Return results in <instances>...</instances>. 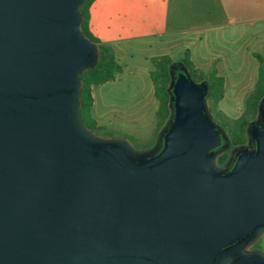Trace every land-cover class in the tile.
I'll use <instances>...</instances> for the list:
<instances>
[{"label":"water","instance_id":"95a60500","mask_svg":"<svg viewBox=\"0 0 264 264\" xmlns=\"http://www.w3.org/2000/svg\"><path fill=\"white\" fill-rule=\"evenodd\" d=\"M84 0H0V264H264V101L232 168L186 68L160 150L80 117Z\"/></svg>","mask_w":264,"mask_h":264},{"label":"crops","instance_id":"0c3cea01","mask_svg":"<svg viewBox=\"0 0 264 264\" xmlns=\"http://www.w3.org/2000/svg\"><path fill=\"white\" fill-rule=\"evenodd\" d=\"M87 26L99 42L111 45L116 55L133 49L141 54L153 47L156 39L180 37L195 70L223 77L224 90L231 78L229 71L234 69L231 59L236 56L245 80L253 76L254 63L255 76L258 74L254 54L264 55V0H92ZM225 30L231 38L222 42ZM136 66L140 71L136 108L141 109L145 107L140 106L143 85L151 83L152 95L156 92L150 75L144 77ZM241 80L229 83L237 87Z\"/></svg>","mask_w":264,"mask_h":264},{"label":"rangeland","instance_id":"374dc122","mask_svg":"<svg viewBox=\"0 0 264 264\" xmlns=\"http://www.w3.org/2000/svg\"><path fill=\"white\" fill-rule=\"evenodd\" d=\"M91 1L85 0L80 9L87 10L88 13ZM230 38L228 31L225 30L224 37L221 38L222 42L226 41L225 39L230 41ZM182 41L180 37H163L156 39L154 46L147 48L141 54H136V49L115 54L117 67L113 69V78L116 77L113 81L97 83L85 75V79L89 81V93L92 99L85 117L94 133L123 137L138 150L146 145L152 148L157 146L160 131L171 115L169 104L171 94L167 92L171 79L165 75L167 70L165 66L171 62L182 63L184 59H188V52ZM230 63L231 68L234 66V69L229 71L231 78H227L228 86L226 90H222L221 99L218 102L210 98L206 100L209 113L225 133L226 140L229 142L227 148L217 152V156L223 153L229 154L233 147H248L251 143L248 126L243 125V122L253 123L260 117L259 107L253 105L252 102H246L248 94L254 90L257 79L255 76L256 63H254L253 76L245 80L241 76L244 68H238L239 61L236 56L231 59ZM136 65H139L144 77L150 75V79L155 80L156 83L159 82L166 90V93L162 90L161 96H157L156 93L153 96L151 83L148 87L143 85L144 92L140 106L145 107L141 109L136 108V85L140 84V71ZM192 68L195 70L194 66L190 69ZM187 69L190 73V69ZM192 75L194 78L191 77L198 83L207 79L204 73H198L197 70ZM241 79L244 81L241 84L238 83L237 87H232L229 83L230 80L237 82L242 81ZM246 81L245 87H242ZM235 89L239 90L235 91ZM138 117L141 118L137 119ZM245 250L264 252V232L255 242L246 246Z\"/></svg>","mask_w":264,"mask_h":264},{"label":"trees","instance_id":"16d2710c","mask_svg":"<svg viewBox=\"0 0 264 264\" xmlns=\"http://www.w3.org/2000/svg\"><path fill=\"white\" fill-rule=\"evenodd\" d=\"M80 11L82 14L81 29H82L83 33L91 41L96 43L97 49H98V59H97V62L95 63V65L90 67V68H87L86 70H84L80 74V78H81L80 117H81V120L83 121L84 125L88 129L93 130L92 127L87 123L86 117H85V115L87 113L88 106L90 105V102H91L90 100H92L90 93H89V81L87 80V78L85 79V77L88 76V78L91 77V79L97 83H103V82L113 78V69L115 68V66L117 64H116L115 52H114L113 47L109 44L99 42V40H97V38H95L89 32V30L86 26L87 20H88L87 10L83 11L80 9ZM254 55L259 62V69H258L257 79H256L255 84H254V90L250 94H248V96L246 98V102H248V101L252 102L253 105H255L256 107H260L262 105L263 99H264V55L259 54V53H256ZM191 67H193V64L188 59H184L182 63L181 62H171V63H168L167 66H165V68H167L165 75H167L172 80V79H174L173 75L175 74V72L183 71L184 68L190 69ZM193 73H195V70H193V68H192V69H190V73H189V74H191L190 76L193 77V75H192ZM205 76L207 77V79L203 80V83L207 84V93L205 96V100L210 98L214 102H218L222 97L224 80L221 76H217L214 73H210V74L205 75ZM153 82L155 85V92H156L157 96H161L162 90L165 91V93H166V90H164V86L159 84V82L156 83L155 80H153ZM167 92H169L171 94V90H169L168 88H167ZM169 104H170V109H171L170 117H172L174 114L173 104H172V102H169ZM261 121H262V118L260 116L257 121H254L253 123L249 122L248 124H245L246 122H243V125L248 126V128H249V127H251V126H253V125H255ZM96 134H98V133H96ZM98 135L103 136V137H114V136H111L109 134L108 135L98 134ZM163 135H164V130H161L160 134L158 136V144L156 147L152 148V147H150V145H146V146L142 147L141 150L152 149L150 152H148L146 154V156H144V158H148V157L156 154L160 150V148L162 147V143H163ZM250 140H251V142L253 141L251 138H250ZM228 145H229V142L226 139H223L221 145L218 146L217 148H215L213 151L222 150L223 148L227 147ZM233 148H232V153L235 151V149H233ZM232 153H231V155H232ZM217 164L220 166H224L225 171H227L234 164V159L230 161L229 160V154L223 153L217 157Z\"/></svg>","mask_w":264,"mask_h":264},{"label":"flooded vegetation","instance_id":"af4514ba","mask_svg":"<svg viewBox=\"0 0 264 264\" xmlns=\"http://www.w3.org/2000/svg\"><path fill=\"white\" fill-rule=\"evenodd\" d=\"M180 71H177V72H175V74L173 75L174 76V79L176 78V76H177V74L179 73ZM263 101H264V99H263ZM262 123V121L261 122H259V123H257V124H255V125H260ZM252 127L253 126H251V127H249L248 128V134H249V131L252 129ZM221 130V129H220ZM222 131V130H221ZM250 136V135H249ZM250 142H251V140H249ZM251 144H252V146L254 147V142L252 141L251 142ZM225 148H227V147H225ZM225 148H223V149H225ZM233 149H235V151L232 153V150L230 151V153H229V160L231 161V160H233L234 159V161H235V159H236V157H237V155L244 149V148H237V147H234ZM231 153H232V155H231ZM221 155V154H220ZM219 156V155H218ZM217 156V157H218ZM233 166V165H232ZM232 168V167H231ZM230 168V169H231ZM229 169V170H230ZM225 171V170H224ZM228 171V170H227Z\"/></svg>","mask_w":264,"mask_h":264}]
</instances>
